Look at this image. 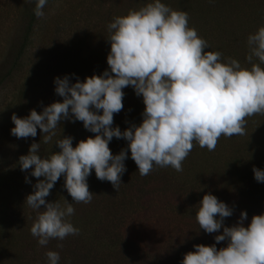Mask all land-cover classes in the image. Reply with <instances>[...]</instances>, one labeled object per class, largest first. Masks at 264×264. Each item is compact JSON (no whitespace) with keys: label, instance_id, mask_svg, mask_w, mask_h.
Segmentation results:
<instances>
[{"label":"trees","instance_id":"trees-1","mask_svg":"<svg viewBox=\"0 0 264 264\" xmlns=\"http://www.w3.org/2000/svg\"><path fill=\"white\" fill-rule=\"evenodd\" d=\"M148 0H48L44 17L34 15L35 0H4L0 5V91L10 89L0 109V264H48L46 251L59 253V264H180L194 245L216 243L215 235L199 229L195 212L205 193H212L233 208L224 219L231 226L246 210L264 212V183L254 178L253 166L264 169V114L246 117L244 135L221 136L214 151L194 142L183 171L154 166L141 176L129 156L127 171L116 192L99 180L95 171L87 178L93 192L90 203L72 201L61 176L47 200L68 199L75 212L67 219L79 229L63 240L39 245L30 228L36 213L24 203L37 182L31 170L22 171L18 159L31 143L40 142V155L59 151L54 143L72 136L73 146L94 135L81 121H61L56 136L43 143V133L27 139L13 136L11 115L27 116L31 109L62 100L54 78L68 74L71 82L83 80L106 68L110 43L107 25L115 16L139 9ZM188 14V25L208 42L205 51H219L221 61L232 57L250 67L247 37L264 26V0H162ZM38 47L36 57L30 51ZM124 108L114 114L113 126L121 130L139 124L144 109L142 97L133 88L123 89ZM113 154L127 148V141L113 138ZM28 177L31 183L26 182ZM196 205V206H195ZM223 231V228L219 230ZM227 241L216 244L225 247Z\"/></svg>","mask_w":264,"mask_h":264},{"label":"clouds","instance_id":"clouds-1","mask_svg":"<svg viewBox=\"0 0 264 264\" xmlns=\"http://www.w3.org/2000/svg\"><path fill=\"white\" fill-rule=\"evenodd\" d=\"M47 3L35 0L37 18L44 17ZM107 30L108 68L75 82L68 74L57 76L54 91L62 100L39 112L31 109L27 116L11 115L10 132L17 138L36 137L39 128L47 144L64 120L81 121L94 133L75 146L72 136H62L54 142L59 151L46 157L40 155L41 143L33 142L28 153L19 156L22 171L42 178L24 201L36 213L30 232L41 246L79 233L67 219L75 212L73 204L66 198L46 199L61 176L72 201L90 203L93 192L87 178L92 171L117 192L129 150L141 176L154 166L181 172L194 142L214 151L221 136L246 133V117L264 114V26L247 37L245 59L250 67L232 57L222 62L219 51H205L208 42L189 27L188 14L162 0H148L139 9L115 16ZM128 86L142 97L145 107L139 124L121 130L113 126L114 114L124 108L123 89ZM114 137L127 141V148L117 154L109 147ZM253 173L257 182L264 183V169L253 166ZM25 180L31 183L27 176ZM196 205L199 229L218 233L216 243L195 244L180 264H264V212L253 214L245 226L248 213L241 210L237 222L227 226L224 219L233 215V208L226 202L209 192ZM221 241L227 245L217 248ZM45 255L48 264H59L58 252L48 250Z\"/></svg>","mask_w":264,"mask_h":264},{"label":"rangeland","instance_id":"rangeland-1","mask_svg":"<svg viewBox=\"0 0 264 264\" xmlns=\"http://www.w3.org/2000/svg\"><path fill=\"white\" fill-rule=\"evenodd\" d=\"M4 2V0H0V5H2ZM38 52V47H34L31 51H30V57L32 59H34L36 57V54ZM10 89H4L0 91V109L2 108V106H4L7 101L9 100L10 97Z\"/></svg>","mask_w":264,"mask_h":264}]
</instances>
